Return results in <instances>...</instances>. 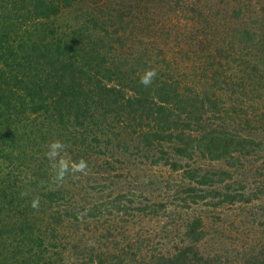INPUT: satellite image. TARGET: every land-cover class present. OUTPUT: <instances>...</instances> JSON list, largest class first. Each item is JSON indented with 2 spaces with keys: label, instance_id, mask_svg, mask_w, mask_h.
<instances>
[{
  "label": "trees",
  "instance_id": "16d2710c",
  "mask_svg": "<svg viewBox=\"0 0 264 264\" xmlns=\"http://www.w3.org/2000/svg\"><path fill=\"white\" fill-rule=\"evenodd\" d=\"M34 1L21 8L17 4L22 0H0V154L10 160L16 151L17 162L25 159L21 162L28 170L25 182L14 174L9 177L14 179L12 183L0 181V264H42L41 260L49 264L44 253L63 245L60 229L53 227L58 222L40 216L43 210H56L58 201L64 202L68 195L55 192L45 182L48 138L64 142L72 152L106 150L105 155L113 158H106L105 165L113 162L115 149H130L127 140L137 141V155L157 147L161 156H156L154 164L166 158L173 170L186 166L195 171L197 167L199 175L185 172L191 186H199L198 179L203 185L210 180L222 183L215 170L210 172L220 161L242 169L244 175L262 174L264 137L247 134L245 127H256L259 114V108L250 111L246 101L258 104L264 95H260L264 90V20L238 30L242 36L258 39V48L253 44L239 47L229 40L217 44V23L211 22L210 10L196 8L199 0L188 8L170 0ZM82 1L91 2L90 6L74 9ZM173 5L194 12L189 18L196 27L201 25L194 28L197 36L186 40L176 30L174 37V28L165 18ZM228 26L229 21L223 27L228 30ZM198 36L201 40L195 39ZM161 37L167 41L159 52H152L150 48L157 50ZM210 40H215L212 46ZM187 47L201 62L197 69L202 68L190 80L171 76L180 72L172 69L173 62L183 58ZM158 54L162 68L156 60ZM148 69H155L157 75L145 87L139 79ZM205 73L211 77L202 82L199 79ZM31 123L34 128L25 138L19 131ZM182 160L188 162L180 164ZM111 178L108 185L113 183ZM97 183L90 181L87 187L96 191ZM33 197L39 198L36 208L32 207ZM57 213L60 215V208ZM91 213L83 218H96ZM195 220L198 228L193 231L191 226L187 237L194 249L138 264H187L191 258L208 262L211 256L206 258L199 248L203 220ZM77 256L81 264H107V259L94 253ZM116 258L119 264H126L120 256Z\"/></svg>",
  "mask_w": 264,
  "mask_h": 264
},
{
  "label": "rangeland",
  "instance_id": "374dc122",
  "mask_svg": "<svg viewBox=\"0 0 264 264\" xmlns=\"http://www.w3.org/2000/svg\"><path fill=\"white\" fill-rule=\"evenodd\" d=\"M29 1L22 0L17 6L27 7ZM192 1L194 0H170V3L178 2V5L182 4L188 8L192 6L190 4ZM90 3L82 1L74 9L89 7ZM180 8L174 9L173 5V11L165 18H168L166 21L169 22V27L174 28V37L177 30L189 40L190 35L197 36L194 28H199L201 25L196 27L194 21L190 20L193 11L184 12L182 8L179 10ZM196 8L198 10L202 8L206 13L210 10L213 14L214 18L211 22L217 23L219 32L217 44L229 40L237 43L239 47L253 44L258 48V39L242 36L239 31L250 24H258V20L263 24L264 0H199ZM91 11H94V8ZM180 15L182 18H179ZM226 20L231 23L228 30L223 27ZM195 39L201 40L200 36ZM157 40V50L150 48L156 53L167 39L161 37ZM170 42L175 45V41L170 40ZM214 42L215 40H210L208 45L212 46ZM183 44L182 42L177 48L180 49ZM167 48L168 46L165 47ZM188 49L189 47L184 49L183 58L173 62L172 69L178 68L180 72L177 71L171 76H185L189 79L191 75L198 76L201 72L202 68L197 69L201 62L196 59V52H190ZM254 54L259 56L257 50ZM161 57L160 54L156 56L157 62ZM159 68H162L161 63ZM206 76H210L209 73L202 74L199 80L204 82ZM262 94L264 90L261 91L260 95ZM246 102L250 111L259 108L257 125L256 127L254 124L247 125L245 127L249 130L247 134L264 137V95L257 101L258 104ZM32 128L34 125L31 123L28 127H21L19 133L25 134L27 138ZM48 135L54 137L55 133ZM47 140L51 143L52 139ZM39 141H42V137ZM127 142L130 149H115L113 162L107 165L103 164V161L106 158L111 160L113 157L109 154L105 155L106 150L99 152L95 148L90 154L89 152L84 154L79 150L72 152L73 149L67 146L60 158L70 164H75L78 159H84L88 167L84 172L69 173L60 182L56 181L52 162H47L45 182L49 187L56 189L55 192L68 193L64 202L58 201L56 210L52 209L49 212L43 210L40 214L42 217H47L50 222H58V225L53 227L59 228L60 234L64 237L62 240L64 247L62 245L53 252L51 250L44 253L45 258H49V264H81L80 256H77L81 252L89 257L93 253L96 257L102 256L107 259V264H119L116 256H120L126 264H132L135 260L137 264L140 261L149 262L157 256L161 257L162 254L177 257L183 250L194 249L187 237L191 226L194 227L193 231L198 228L199 222L195 220L196 218H201L204 225L203 241L198 247L204 256L207 255L206 258L211 257L208 262L200 260L197 262L191 258L187 264H218L217 259L223 264L224 262L264 264V170L262 174L253 172L244 175L242 169L228 167L227 163L220 161L210 172L215 170L214 173L223 178L222 183L210 180L203 185L198 179L199 186H191L185 172L190 170L195 175H199L197 167L195 171L194 168L192 170L186 166L183 169L173 170L166 158L154 164L153 160L156 156H161L159 148L152 146V150L145 149L143 155H137V150L134 148L137 141L127 140ZM34 150L38 154L39 148L36 145ZM28 152L31 153V150ZM16 153L15 151V155ZM75 154L78 159H75ZM169 154L174 156L173 152ZM15 155H11L9 160L6 155L2 157L3 155L0 154V181L12 183L14 179L9 178L12 174L18 179H23L22 182L28 177L26 176L28 170L24 168L25 163H22L25 159L17 162ZM263 160H259L262 166ZM186 162L188 160H182L180 164ZM249 167L251 164H248ZM211 175L208 177L215 179L214 175ZM110 178L113 179V183L108 185ZM90 181L99 182L95 184L96 191L87 187ZM196 200L198 201L194 202ZM58 208L60 215L57 213ZM38 211L37 208L35 214H38ZM97 211H103L102 215H96ZM86 212H92L91 214L96 218L90 215L84 219ZM41 257L43 258L44 255ZM41 262L44 264V261Z\"/></svg>",
  "mask_w": 264,
  "mask_h": 264
},
{
  "label": "clouds",
  "instance_id": "9594fccd",
  "mask_svg": "<svg viewBox=\"0 0 264 264\" xmlns=\"http://www.w3.org/2000/svg\"><path fill=\"white\" fill-rule=\"evenodd\" d=\"M157 75L155 69H148L140 76L139 83L148 87L152 84L153 79ZM66 144L60 140L52 141L48 146L46 157L52 162L53 168L55 169L56 181H63L66 175L69 173L75 174L78 172H84L87 167V161L84 159L79 160L78 163L70 164L65 159L60 158L61 153L66 149ZM39 206V198H35L32 201V207Z\"/></svg>",
  "mask_w": 264,
  "mask_h": 264
}]
</instances>
